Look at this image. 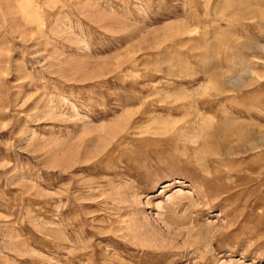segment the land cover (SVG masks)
<instances>
[{
    "label": "rangeland",
    "instance_id": "1",
    "mask_svg": "<svg viewBox=\"0 0 264 264\" xmlns=\"http://www.w3.org/2000/svg\"><path fill=\"white\" fill-rule=\"evenodd\" d=\"M0 264H264V0H0Z\"/></svg>",
    "mask_w": 264,
    "mask_h": 264
}]
</instances>
